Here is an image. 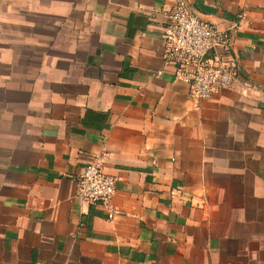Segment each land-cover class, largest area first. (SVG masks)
<instances>
[{"label": "crops", "instance_id": "1", "mask_svg": "<svg viewBox=\"0 0 264 264\" xmlns=\"http://www.w3.org/2000/svg\"><path fill=\"white\" fill-rule=\"evenodd\" d=\"M177 1L0 0V264H264V0H183L253 85L202 100ZM96 157L113 218L75 195Z\"/></svg>", "mask_w": 264, "mask_h": 264}, {"label": "built area", "instance_id": "2", "mask_svg": "<svg viewBox=\"0 0 264 264\" xmlns=\"http://www.w3.org/2000/svg\"><path fill=\"white\" fill-rule=\"evenodd\" d=\"M162 38V64L172 65L175 77L188 85L191 98L209 99L221 90L244 93L253 87L240 71L228 34L193 13L185 1H177L169 12ZM116 182L115 176L103 170L102 159L96 157L76 180V198L89 209H101L107 218H113L116 211L111 208V199Z\"/></svg>", "mask_w": 264, "mask_h": 264}]
</instances>
